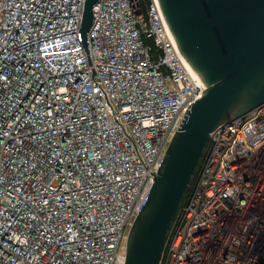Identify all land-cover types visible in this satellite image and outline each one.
I'll use <instances>...</instances> for the list:
<instances>
[{"label":"built area","instance_id":"1","mask_svg":"<svg viewBox=\"0 0 264 264\" xmlns=\"http://www.w3.org/2000/svg\"><path fill=\"white\" fill-rule=\"evenodd\" d=\"M83 1L0 0V264H122L204 88L154 0H99L91 76ZM158 264H264V103L209 133Z\"/></svg>","mask_w":264,"mask_h":264},{"label":"water","instance_id":"2","mask_svg":"<svg viewBox=\"0 0 264 264\" xmlns=\"http://www.w3.org/2000/svg\"><path fill=\"white\" fill-rule=\"evenodd\" d=\"M154 2L164 36L204 88L171 136L156 173H150L153 181L128 229L122 264H158L209 133L264 103V0ZM98 3L83 1L78 29L91 76L86 35Z\"/></svg>","mask_w":264,"mask_h":264},{"label":"bare ground","instance_id":"3","mask_svg":"<svg viewBox=\"0 0 264 264\" xmlns=\"http://www.w3.org/2000/svg\"><path fill=\"white\" fill-rule=\"evenodd\" d=\"M186 70H187V69H186ZM187 71H188V70H187ZM188 72H189V71H188ZM189 74H190L191 76H193V77H194V75H193L192 73H190V72H189ZM194 78H195V77H194Z\"/></svg>","mask_w":264,"mask_h":264},{"label":"trees","instance_id":"4","mask_svg":"<svg viewBox=\"0 0 264 264\" xmlns=\"http://www.w3.org/2000/svg\"><path fill=\"white\" fill-rule=\"evenodd\" d=\"M147 43H150V42L147 40Z\"/></svg>","mask_w":264,"mask_h":264}]
</instances>
